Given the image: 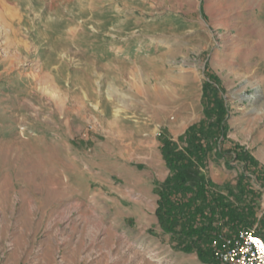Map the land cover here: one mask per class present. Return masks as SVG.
I'll return each instance as SVG.
<instances>
[{"label": "rangeland", "instance_id": "374dc122", "mask_svg": "<svg viewBox=\"0 0 264 264\" xmlns=\"http://www.w3.org/2000/svg\"><path fill=\"white\" fill-rule=\"evenodd\" d=\"M205 82L230 150L209 178L242 176L264 219V0H0V264H204L159 228L154 187Z\"/></svg>", "mask_w": 264, "mask_h": 264}, {"label": "trees", "instance_id": "16d2710c", "mask_svg": "<svg viewBox=\"0 0 264 264\" xmlns=\"http://www.w3.org/2000/svg\"><path fill=\"white\" fill-rule=\"evenodd\" d=\"M210 80L217 78L210 75ZM203 118L188 126L175 140L161 135L160 153L168 170L155 184V216L161 231L169 235L174 249L196 253L204 264H219L213 256V242L229 237L257 220L259 192L239 177L235 185L217 184L208 175L210 161L225 158L230 150L227 107L210 82L202 88ZM235 158L256 168L258 162L239 144L233 145ZM264 180V173L259 174ZM257 234L258 231H256Z\"/></svg>", "mask_w": 264, "mask_h": 264}, {"label": "built area", "instance_id": "2783aa9c", "mask_svg": "<svg viewBox=\"0 0 264 264\" xmlns=\"http://www.w3.org/2000/svg\"><path fill=\"white\" fill-rule=\"evenodd\" d=\"M212 246L219 264H264V238L256 233V225L229 237L219 236Z\"/></svg>", "mask_w": 264, "mask_h": 264}, {"label": "crops", "instance_id": "0c3cea01", "mask_svg": "<svg viewBox=\"0 0 264 264\" xmlns=\"http://www.w3.org/2000/svg\"><path fill=\"white\" fill-rule=\"evenodd\" d=\"M241 145V144H240ZM246 148V147H245ZM258 161H259V164L263 165L264 166V156H256V155H253Z\"/></svg>", "mask_w": 264, "mask_h": 264}]
</instances>
